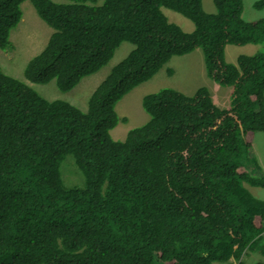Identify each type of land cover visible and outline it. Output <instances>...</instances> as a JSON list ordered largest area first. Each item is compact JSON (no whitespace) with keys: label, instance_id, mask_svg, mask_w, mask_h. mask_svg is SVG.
Segmentation results:
<instances>
[{"label":"trees","instance_id":"1","mask_svg":"<svg viewBox=\"0 0 264 264\" xmlns=\"http://www.w3.org/2000/svg\"><path fill=\"white\" fill-rule=\"evenodd\" d=\"M22 1L0 0V49L11 45ZM30 1L52 29L23 69L31 82L69 91L122 41L133 48L84 110L0 69V264H211L264 255V200L244 185L264 187V170L253 157L251 172L241 162V147L264 134V17L244 20L242 0H213V12L201 0ZM229 44L263 49L230 63ZM196 48L207 76L230 88L228 105L214 104L205 86L192 95L163 87L141 98L148 119L113 139L111 128L125 122L116 102ZM62 161L77 182L64 183Z\"/></svg>","mask_w":264,"mask_h":264},{"label":"rangeland","instance_id":"2","mask_svg":"<svg viewBox=\"0 0 264 264\" xmlns=\"http://www.w3.org/2000/svg\"><path fill=\"white\" fill-rule=\"evenodd\" d=\"M53 2L63 3L66 0H52ZM256 0H242L241 16L244 20H256L264 17V7L256 9L253 2ZM202 8L205 12H213V0H201ZM21 17L14 28L9 32L11 45L7 49H0V69L20 81L30 85L42 97L53 100L60 99L67 101L74 106L84 110L89 94L94 90L99 81L107 74L110 67L121 60L132 48L129 42L122 41L115 49L111 59L98 71L83 77L69 91H59L54 81L47 83H34L24 76L23 69L30 58L38 54L44 47L52 29L40 19L30 0H23L20 3ZM162 12L170 22H174L184 31H191L194 24L183 15L167 8H162ZM256 48H242L240 45H226L224 49L225 60L234 63L239 54H253L262 51V44L255 45ZM172 70L167 74L166 69ZM199 86H205L219 107H226L229 103L230 88L222 86L210 79L205 70L202 50L196 48L183 55L172 56L149 80L144 81L126 92L119 99L114 110L119 118L124 117L125 122L119 121L110 130L113 139L123 140L126 132L133 127L141 125L148 119V114L141 106L143 95L156 92L163 87H171L181 91L186 95H192ZM254 158L258 165L264 170V134L256 131L251 138V145L248 149L241 147V162L244 169L251 172V158ZM60 172L64 183H73L79 180L77 170L68 162L60 165ZM254 175L259 174L252 172ZM65 183V184H66ZM67 185V184H66ZM248 191L255 198L264 200V187L251 186L244 183ZM264 237V233H263ZM257 261L264 263V255L259 251L245 252L238 261L230 259L227 262L214 261L211 264H254Z\"/></svg>","mask_w":264,"mask_h":264},{"label":"crops","instance_id":"3","mask_svg":"<svg viewBox=\"0 0 264 264\" xmlns=\"http://www.w3.org/2000/svg\"><path fill=\"white\" fill-rule=\"evenodd\" d=\"M256 45H258V44H256ZM242 48H253L254 47V49L256 48V46H255V44H245V45H240ZM257 49V48H256ZM208 89V88H207ZM208 91H209V89H208ZM214 104H216L215 102H214ZM217 105V104H216ZM218 106V105H217Z\"/></svg>","mask_w":264,"mask_h":264},{"label":"clouds","instance_id":"4","mask_svg":"<svg viewBox=\"0 0 264 264\" xmlns=\"http://www.w3.org/2000/svg\"><path fill=\"white\" fill-rule=\"evenodd\" d=\"M119 61H120V60H119ZM113 65H114V64H113ZM113 65H112V66H113ZM90 75H91V74H90ZM102 79H103V78H102ZM102 79H101V80H102ZM101 80H100V81H101ZM148 80H149V79H148ZM100 81H99V82H100ZM77 84H78V83H77ZM121 98H122V97H121ZM121 98H120V99H121Z\"/></svg>","mask_w":264,"mask_h":264}]
</instances>
